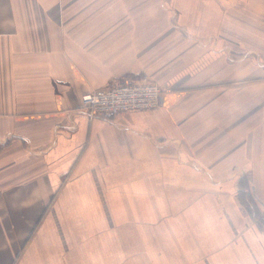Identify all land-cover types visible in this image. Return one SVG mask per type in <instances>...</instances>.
<instances>
[{"label": "crops", "instance_id": "1", "mask_svg": "<svg viewBox=\"0 0 264 264\" xmlns=\"http://www.w3.org/2000/svg\"><path fill=\"white\" fill-rule=\"evenodd\" d=\"M139 4L0 0V264H264V0ZM142 73L158 107H79Z\"/></svg>", "mask_w": 264, "mask_h": 264}, {"label": "built area", "instance_id": "2", "mask_svg": "<svg viewBox=\"0 0 264 264\" xmlns=\"http://www.w3.org/2000/svg\"><path fill=\"white\" fill-rule=\"evenodd\" d=\"M163 90L147 75L135 80H122L80 95L79 107L89 119L112 114L153 109L160 105Z\"/></svg>", "mask_w": 264, "mask_h": 264}, {"label": "rangeland", "instance_id": "3", "mask_svg": "<svg viewBox=\"0 0 264 264\" xmlns=\"http://www.w3.org/2000/svg\"><path fill=\"white\" fill-rule=\"evenodd\" d=\"M164 1L166 2L167 0H164ZM167 3H165V4H167ZM156 4H158V0H140L139 6L141 9L147 10L149 7H151L153 9L154 5H156ZM155 14L156 15H154V18L151 19V21H152L151 23H152V26H154L156 23L157 24L155 26L156 29L153 28V29L149 30L150 33L153 34V36L151 38H149V40H148V42L150 41V45L147 47L141 45V50L143 48L145 50H149L150 52L147 54L148 55L147 60L150 61L151 63L155 62L156 66L159 67L160 65H163L166 62L165 61V59L167 58L166 56H169L171 54H175L174 52H171V51H172V49L179 48L178 47L179 39L174 38V40L173 39L167 40V38H166L167 37V27H169L170 21L168 20V17H166V12H165V14H162V15L160 13H155ZM161 35H162V37H161ZM145 75H146L145 73H142L140 77H143ZM148 77H150V76H148ZM127 227L131 228V224H129Z\"/></svg>", "mask_w": 264, "mask_h": 264}]
</instances>
